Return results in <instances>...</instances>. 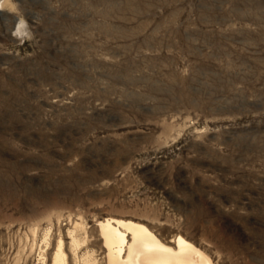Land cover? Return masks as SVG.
I'll use <instances>...</instances> for the list:
<instances>
[{"label":"rangeland","instance_id":"rangeland-1","mask_svg":"<svg viewBox=\"0 0 264 264\" xmlns=\"http://www.w3.org/2000/svg\"><path fill=\"white\" fill-rule=\"evenodd\" d=\"M105 216L264 264V0H0V264Z\"/></svg>","mask_w":264,"mask_h":264},{"label":"bare ground","instance_id":"bare-ground-1","mask_svg":"<svg viewBox=\"0 0 264 264\" xmlns=\"http://www.w3.org/2000/svg\"><path fill=\"white\" fill-rule=\"evenodd\" d=\"M98 227L105 264H214L203 250L185 237L177 234L162 240L139 221L105 216L98 221ZM78 242V238L72 236L73 246ZM91 253H82L75 264H97ZM51 264H69L61 239Z\"/></svg>","mask_w":264,"mask_h":264}]
</instances>
